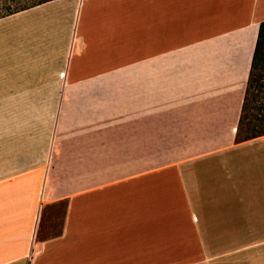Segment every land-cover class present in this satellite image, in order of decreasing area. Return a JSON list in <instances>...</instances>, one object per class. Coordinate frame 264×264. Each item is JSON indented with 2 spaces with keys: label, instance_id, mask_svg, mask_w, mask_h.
<instances>
[{
  "label": "crops",
  "instance_id": "crops-1",
  "mask_svg": "<svg viewBox=\"0 0 264 264\" xmlns=\"http://www.w3.org/2000/svg\"><path fill=\"white\" fill-rule=\"evenodd\" d=\"M263 22L264 0L0 19V116L25 122L0 140V264H264L238 236L264 230V136L237 141Z\"/></svg>",
  "mask_w": 264,
  "mask_h": 264
},
{
  "label": "trees",
  "instance_id": "trees-1",
  "mask_svg": "<svg viewBox=\"0 0 264 264\" xmlns=\"http://www.w3.org/2000/svg\"><path fill=\"white\" fill-rule=\"evenodd\" d=\"M54 0H0V19ZM251 110L254 114H248ZM264 136V22L260 26L251 75L240 119L237 141Z\"/></svg>",
  "mask_w": 264,
  "mask_h": 264
},
{
  "label": "rangeland",
  "instance_id": "rangeland-1",
  "mask_svg": "<svg viewBox=\"0 0 264 264\" xmlns=\"http://www.w3.org/2000/svg\"><path fill=\"white\" fill-rule=\"evenodd\" d=\"M250 116L251 114H254V111L251 110L248 113ZM24 122V118L21 117H2L0 116V137L3 135V138L0 140H5V135H6V130L8 129L9 126H18L22 125ZM20 130V129H18ZM264 236V230H238V236L243 237V236ZM239 247H244V246H239Z\"/></svg>",
  "mask_w": 264,
  "mask_h": 264
}]
</instances>
